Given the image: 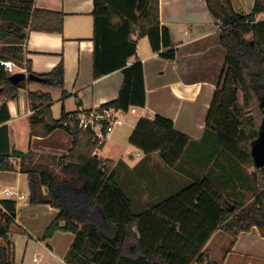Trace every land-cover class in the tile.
I'll return each mask as SVG.
<instances>
[{
  "label": "trees",
  "instance_id": "obj_1",
  "mask_svg": "<svg viewBox=\"0 0 264 264\" xmlns=\"http://www.w3.org/2000/svg\"><path fill=\"white\" fill-rule=\"evenodd\" d=\"M205 2L211 13L219 17L226 13L228 18L220 23L224 68L200 140L212 138L231 158L254 168V198L246 204L231 202L225 191L198 177L136 212L117 180L113 161L97 156L93 133L64 125L69 113L53 119L48 92H29V98L42 105L30 115V133L46 136L62 128L73 138L64 156L27 151L20 155L18 165L27 175L30 202L59 210L43 237L56 229L73 234L64 256L67 264H221L203 251L216 230L229 234L231 243L252 227L264 237V165L255 166L250 152L264 114V20L256 19L262 7L256 0L252 11L244 13L234 11L230 0ZM92 16L93 77L114 70L123 74L117 97L102 106L122 111L144 107L142 63H128L136 52L137 39L146 37L152 51L164 58L175 56L170 33L160 23L158 0H93ZM50 17H57L55 30L61 32L60 13L33 8V0H0V22L7 23L6 28L0 26V42L12 39L9 51L18 65L23 64V28L29 22L33 30H50L40 24ZM1 60L6 58L0 54ZM24 71L33 73L27 60ZM10 75L0 64V122L8 118L2 99L15 98L24 83H12ZM38 76L49 86L62 87V61ZM128 142L147 155L156 153L164 164L174 167L192 138L176 130L171 119L156 114L153 119L141 117ZM7 159V155L0 156V169L13 168ZM0 204V264H12L8 233L16 213L15 200L4 199Z\"/></svg>",
  "mask_w": 264,
  "mask_h": 264
},
{
  "label": "crops",
  "instance_id": "obj_2",
  "mask_svg": "<svg viewBox=\"0 0 264 264\" xmlns=\"http://www.w3.org/2000/svg\"><path fill=\"white\" fill-rule=\"evenodd\" d=\"M230 1L234 11L249 13L256 0ZM257 2L262 11L256 14V19L264 20V0ZM158 3L160 23L170 33L175 56L173 59L164 58L152 51L146 37L137 39L136 52L128 63L136 60L142 63L146 102L144 107H137L134 113L126 115L105 143L125 146L137 121L141 117L153 119L156 114L171 119L174 128L190 136L192 142L179 160L182 163L178 162L174 167L165 164L171 168L168 171L160 165L162 161L156 153L145 155L128 182L129 192L122 188L130 198L136 194L143 206L180 189L202 172L210 171L215 177L224 174L218 160L220 148H213L211 141L200 140L224 68L226 51L219 42L221 17L210 12L205 0H158ZM33 8L60 13L61 32L55 30L57 17L41 20L40 24L49 26L50 30H33L28 22L23 28L25 39L21 42V61L24 65L26 60L29 61L32 72L37 75L49 72L62 61L63 85L55 87L42 81L23 80L15 98L2 99L8 118L0 122V156L7 155L8 164L13 168L0 169V201L8 199L2 194L4 189L23 195L15 199L16 213L8 233L12 264H67L64 256L73 234L56 229L51 236L43 237L44 230L59 210L48 204L30 202L27 175L20 172L18 165L20 155L27 151L64 156L73 138L62 128H56L46 136L32 135L29 118L34 107L42 105L39 100L30 99L28 93L48 92L52 100L49 106L51 117L58 120L62 114L71 113L78 107H96L116 98L123 74L121 70H114L93 77V0H33ZM6 60L12 61L15 72L24 71L23 64L18 65L11 57ZM155 165L163 170L160 176L151 170ZM115 167L117 170L116 164ZM122 168L130 170L126 165ZM152 194L155 198L150 196ZM220 231L216 230L204 246L208 259L221 264H264V237L256 227L239 233L233 243L231 236L224 232L228 238L225 237L226 246L230 249L224 253L222 249L218 250L215 258H211L207 248Z\"/></svg>",
  "mask_w": 264,
  "mask_h": 264
},
{
  "label": "rangeland",
  "instance_id": "obj_3",
  "mask_svg": "<svg viewBox=\"0 0 264 264\" xmlns=\"http://www.w3.org/2000/svg\"><path fill=\"white\" fill-rule=\"evenodd\" d=\"M13 1L15 0H6V2H13ZM0 26L3 28H6L7 23L0 22ZM11 45H12V39H6L0 42V54L3 55L5 58L11 57L10 51H9V48L11 47ZM208 141H211V143H213V148L215 147L219 149V147L217 146V144L212 138ZM219 151H220L218 155L219 159L218 158L217 159L221 161L224 174L223 175L220 174V177H215L212 175L210 171L209 173L206 171V172L200 173L199 178H206L217 189L225 190L226 193L229 195L231 202L241 203V204H246L250 202L254 198L255 190H256L254 178L252 176V174L254 173V168L247 167L244 164L236 161L235 159L231 158L229 155H227L225 152H223L220 149ZM97 153L99 154V156L114 160L117 166L118 173H119V183L126 192H129L130 187L128 185V182L130 178L135 175L136 167L143 161V159H145L146 157L145 155L147 154H145L144 152H142L141 150H139L138 148H136L129 142H126V145L124 146L122 144H113L108 141L105 143L102 149L101 148L97 149ZM137 153H139L140 155H137ZM119 158H121L120 162H118ZM160 163H161L160 165H163L162 167H166L165 169L167 171L171 169L165 166V164H163L162 162ZM179 163H182V162H179ZM123 165H126L127 167H129L128 169L130 170H124L122 168ZM151 170L159 174L158 176H160V174H162L163 172V170H160V167H158L157 165L153 166ZM174 192L175 190L171 191L170 193L172 194ZM135 196L136 194L132 195L131 198H134L133 199L134 210L138 212L141 209V206L143 205L142 203L138 202V199ZM150 196L152 198H155V195L153 194ZM156 198H159V196H157ZM225 237L227 238V235L224 234V231L221 230L211 240L207 248V251L210 254L211 258L213 257L215 258L216 252L218 250L222 249L221 251L224 253V251H226L228 248L230 249L228 245L226 246ZM226 264H229V263H226Z\"/></svg>",
  "mask_w": 264,
  "mask_h": 264
},
{
  "label": "built area",
  "instance_id": "obj_4",
  "mask_svg": "<svg viewBox=\"0 0 264 264\" xmlns=\"http://www.w3.org/2000/svg\"><path fill=\"white\" fill-rule=\"evenodd\" d=\"M0 64L4 66L6 71L15 72L13 69L14 64L11 60H1ZM136 108V106H131L127 111H122L113 106L78 107L75 111L68 114L64 125H77L79 128L90 130L96 140L97 152L98 146L105 143L112 131L123 123L124 117L134 113ZM12 160L15 161V159ZM2 194L11 200L23 197L22 194L8 189L2 190Z\"/></svg>",
  "mask_w": 264,
  "mask_h": 264
},
{
  "label": "water",
  "instance_id": "obj_5",
  "mask_svg": "<svg viewBox=\"0 0 264 264\" xmlns=\"http://www.w3.org/2000/svg\"><path fill=\"white\" fill-rule=\"evenodd\" d=\"M228 18V14H224L223 17H221V21H225ZM9 80L17 84L22 80H30V81H44V78L34 74V73H26L24 71H16L14 73H11L9 76ZM1 91V88H0ZM251 156L254 162V165L257 167H261L264 165V114L262 117L260 130L258 137L253 141L251 145Z\"/></svg>",
  "mask_w": 264,
  "mask_h": 264
}]
</instances>
